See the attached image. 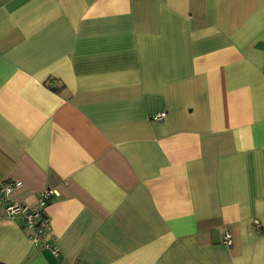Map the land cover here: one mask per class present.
<instances>
[{"label": "crops", "instance_id": "obj_1", "mask_svg": "<svg viewBox=\"0 0 264 264\" xmlns=\"http://www.w3.org/2000/svg\"><path fill=\"white\" fill-rule=\"evenodd\" d=\"M9 180L2 264H264V0H0Z\"/></svg>", "mask_w": 264, "mask_h": 264}, {"label": "built area", "instance_id": "obj_2", "mask_svg": "<svg viewBox=\"0 0 264 264\" xmlns=\"http://www.w3.org/2000/svg\"><path fill=\"white\" fill-rule=\"evenodd\" d=\"M164 112H159L151 116L155 120L164 117ZM22 181L9 180L0 183V218L20 217L23 227L31 241L40 247L50 251L54 256L59 255L56 245L45 241L44 234L50 230L49 219L46 215V206L53 195H57L56 190L45 189L38 194L37 201L33 205H28L11 198L14 189L20 187ZM223 241L231 244V235L224 231Z\"/></svg>", "mask_w": 264, "mask_h": 264}, {"label": "trees", "instance_id": "obj_3", "mask_svg": "<svg viewBox=\"0 0 264 264\" xmlns=\"http://www.w3.org/2000/svg\"><path fill=\"white\" fill-rule=\"evenodd\" d=\"M0 264H2V263H0Z\"/></svg>", "mask_w": 264, "mask_h": 264}]
</instances>
